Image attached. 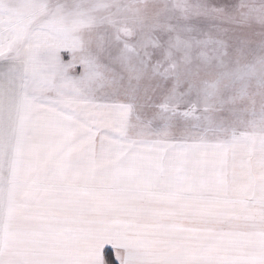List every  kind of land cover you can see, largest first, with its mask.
<instances>
[{"label":"snow or ice","instance_id":"snow-or-ice-1","mask_svg":"<svg viewBox=\"0 0 264 264\" xmlns=\"http://www.w3.org/2000/svg\"><path fill=\"white\" fill-rule=\"evenodd\" d=\"M0 264H264V0H0Z\"/></svg>","mask_w":264,"mask_h":264}]
</instances>
